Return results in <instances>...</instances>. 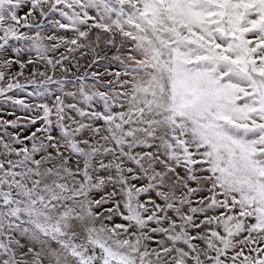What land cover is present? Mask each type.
Here are the masks:
<instances>
[{
	"label": "snow or ice",
	"instance_id": "snow-or-ice-1",
	"mask_svg": "<svg viewBox=\"0 0 264 264\" xmlns=\"http://www.w3.org/2000/svg\"><path fill=\"white\" fill-rule=\"evenodd\" d=\"M0 264H264V0H0Z\"/></svg>",
	"mask_w": 264,
	"mask_h": 264
}]
</instances>
